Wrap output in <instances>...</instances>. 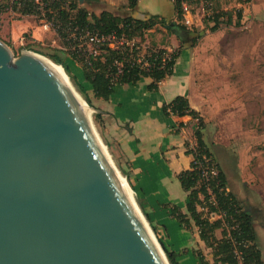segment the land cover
<instances>
[{
    "label": "water",
    "instance_id": "obj_1",
    "mask_svg": "<svg viewBox=\"0 0 264 264\" xmlns=\"http://www.w3.org/2000/svg\"><path fill=\"white\" fill-rule=\"evenodd\" d=\"M37 55L0 39V264H170L93 108Z\"/></svg>",
    "mask_w": 264,
    "mask_h": 264
},
{
    "label": "rangeland",
    "instance_id": "obj_2",
    "mask_svg": "<svg viewBox=\"0 0 264 264\" xmlns=\"http://www.w3.org/2000/svg\"><path fill=\"white\" fill-rule=\"evenodd\" d=\"M14 1L17 0H0V39L8 45L13 56L19 57L23 51L45 57L56 54L67 63L68 49L55 31L54 21L50 20V28L46 29L44 18L39 15H22L14 11ZM109 1L113 0H95L80 5L97 15L103 10L124 13L123 7H109ZM148 4L153 11H164L168 5L166 0H162L161 7L156 0H149ZM239 10H243V17L236 24ZM214 11L225 13L217 31L210 29L214 22H210V26L205 23ZM228 14L233 16V24H227ZM45 18L48 17L45 15ZM167 23L169 28L157 25L146 33L144 40H138L140 52L143 55L150 48L173 45L171 51L185 48L190 53L192 100L205 122L206 141L217 161L230 172L236 185L233 188L237 190L242 186L246 199L254 195L261 198L262 201L254 206L261 228L264 225V0H214L210 6L205 0H196L188 5L182 20H177L176 15L174 19H167ZM176 24H184L188 29H180ZM34 35L37 38H33ZM70 67L74 74H79L76 65ZM68 80L76 89L70 77ZM91 101L92 105L87 104L93 108L94 130L113 164L124 176L119 166L126 168L127 163L113 136V119L104 114L97 118L101 108L94 98L91 97ZM128 182L126 180L127 187L132 188ZM133 195L137 201L135 191ZM141 212L162 247L164 236L154 229L156 226L150 218L152 228L142 209ZM260 232L264 249V232L262 229ZM208 255L211 256V252Z\"/></svg>",
    "mask_w": 264,
    "mask_h": 264
},
{
    "label": "trees",
    "instance_id": "obj_3",
    "mask_svg": "<svg viewBox=\"0 0 264 264\" xmlns=\"http://www.w3.org/2000/svg\"><path fill=\"white\" fill-rule=\"evenodd\" d=\"M139 1L128 0L129 8H135ZM194 1L174 0L177 20L184 18V4ZM12 9L22 15L37 14L42 18L46 15L48 21H54L55 31L65 41L68 55L81 66L84 81L98 99L109 100L116 87L136 85L144 78L152 79L149 91H158L161 82L174 74L182 52V49L170 51L157 47L141 54L138 40H144L146 33L157 25L168 24L167 19L159 15L139 19L118 16L108 10L97 15L81 6L78 0H17L12 3ZM224 16L225 13L214 11L205 23L210 26V22H214L210 29L217 31ZM242 17L243 10H239L236 24L241 22ZM226 22L233 24L231 14H228ZM177 26L188 29L184 24ZM90 37L111 39L90 44ZM94 51L98 53L94 54ZM46 56L64 67L77 91L92 105L89 87L73 73L65 58L56 54ZM163 111L167 117L191 116L198 123L194 132L195 146L186 143L187 153L192 154L194 159L189 169L178 174L183 189L188 193L187 213L171 206L172 215L187 230L197 226L200 239L211 250L213 264H264L253 213L229 190L227 176L204 138L206 125L200 112L192 107L188 97L181 95L166 103ZM102 116L101 112L96 114L99 119ZM184 125L180 123L178 131ZM119 168L130 182V173L121 166ZM132 188L137 194L139 206L154 228L144 211V201ZM213 215H218V218L212 219ZM218 230H222V238L217 237ZM161 245L169 263L179 264L178 254L170 251L164 243ZM194 254L200 264H211L201 249L195 250Z\"/></svg>",
    "mask_w": 264,
    "mask_h": 264
},
{
    "label": "crops",
    "instance_id": "obj_4",
    "mask_svg": "<svg viewBox=\"0 0 264 264\" xmlns=\"http://www.w3.org/2000/svg\"><path fill=\"white\" fill-rule=\"evenodd\" d=\"M166 1L168 5L164 11L163 9L153 11L148 4L149 0H140L135 8H129L128 0L117 1L119 5H116L118 3L113 0L109 1V7H123L124 13L108 11L118 16H133L139 19H147L151 15L174 19L176 16L174 1ZM156 3L158 7H161L162 0H156ZM33 38L37 37L34 35ZM162 47L170 51L174 48L173 45H162ZM67 63L72 67L73 65L78 67L79 80L89 87L83 79L81 66L70 56ZM189 64H191L190 53L184 48L175 65L174 74L162 81L160 89L156 92L148 90L152 79L144 78L136 85L116 87L109 100L95 98L90 87L89 94L98 103L100 112L113 119L111 122L114 123L113 136L127 163L124 169L130 173V182L144 201V211L154 221L155 229L164 236L165 241H162L164 245L178 254L179 264H200L194 254L197 249H201L209 262L213 264L212 255H208L211 250L200 239L197 226L193 225L192 230L185 229L171 211V206H177L182 212L187 213L188 193L183 189L178 174L189 169L194 159L192 154L187 153L186 143L193 146L196 144L194 132L198 123L191 116L167 117L163 106L181 95L188 97L192 107L198 110L192 100V72ZM180 123L185 125L178 131ZM204 138L206 140L205 133ZM219 164L227 176L229 190L253 213L264 261L260 232L261 229L264 232V225L260 228L258 218L254 214V206L262 200L255 195L246 199L242 186L235 190L233 185L235 187L236 185L229 175L230 172L220 162ZM216 218L218 215H213L212 219ZM216 235L222 238V230H218Z\"/></svg>",
    "mask_w": 264,
    "mask_h": 264
},
{
    "label": "bare ground",
    "instance_id": "obj_5",
    "mask_svg": "<svg viewBox=\"0 0 264 264\" xmlns=\"http://www.w3.org/2000/svg\"><path fill=\"white\" fill-rule=\"evenodd\" d=\"M37 56L42 57V58L46 59L47 61H49L50 63H52L53 65L59 67V68L62 70L63 75H64V77L66 78L68 84L70 85V87L72 88V90L74 91V93L77 95L79 101L85 104V102L83 101V99H81L80 95H79L78 93H76V91H75L73 85H72V84L70 83V81L68 80L67 75H66L65 71L63 70V68H62L60 65H56L55 63H53V61H51L49 58H47V57H45V56H43V55H37ZM88 115H89V113H88ZM102 146H103V145H102ZM103 148H104V150H105V152H106V154H107V151H106L105 146H103ZM108 158H109V156H108ZM109 159H110V158H109ZM112 165H113V164H112ZM113 167H114V166H113ZM114 169H115L116 172L118 173L119 177H120L121 179L124 180L123 183H124L125 187L127 188V190L132 192L131 198H132L133 202L135 203L134 195H133V191H132L130 188L127 187L126 179H125L124 177H122V175L120 174V172H119L115 167H114ZM138 211H139V210H138ZM139 213H140V212H139ZM140 215H141V214H140ZM144 222H145V221H144ZM146 225H147V227H148V229H149V226H148L147 222H146ZM149 231L151 232L150 229H149ZM151 234H152V236H153V233H152V232H151ZM153 238H154V236H153ZM154 240H155V238H154Z\"/></svg>",
    "mask_w": 264,
    "mask_h": 264
},
{
    "label": "built area",
    "instance_id": "obj_6",
    "mask_svg": "<svg viewBox=\"0 0 264 264\" xmlns=\"http://www.w3.org/2000/svg\"><path fill=\"white\" fill-rule=\"evenodd\" d=\"M205 1L210 6L213 3L214 0H205ZM184 11H188V4L187 3L184 4ZM44 27L46 29L50 28V23H49V21L45 17H44ZM106 39L107 40H110L111 37H108V38L102 37L101 39L98 38V37H90L89 43L90 44H92V43H99L100 41H105ZM91 52H93V51L91 50ZM97 53H98V51H94V54H97ZM213 173H214V171H213ZM206 175H208V173H206Z\"/></svg>",
    "mask_w": 264,
    "mask_h": 264
}]
</instances>
